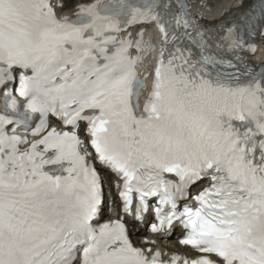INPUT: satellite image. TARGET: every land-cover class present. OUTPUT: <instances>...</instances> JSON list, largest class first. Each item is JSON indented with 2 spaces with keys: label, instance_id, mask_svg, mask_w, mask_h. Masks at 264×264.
Here are the masks:
<instances>
[{
  "label": "snow or ice",
  "instance_id": "1",
  "mask_svg": "<svg viewBox=\"0 0 264 264\" xmlns=\"http://www.w3.org/2000/svg\"><path fill=\"white\" fill-rule=\"evenodd\" d=\"M65 6L0 0V264H264V63L247 58L264 38V0L213 24L188 0ZM151 25L161 47L141 106ZM49 114L71 130L50 128ZM93 161L118 178L125 216L154 212V234L178 222L200 255L164 261L134 244L124 216L102 220Z\"/></svg>",
  "mask_w": 264,
  "mask_h": 264
},
{
  "label": "bare ground",
  "instance_id": "2",
  "mask_svg": "<svg viewBox=\"0 0 264 264\" xmlns=\"http://www.w3.org/2000/svg\"><path fill=\"white\" fill-rule=\"evenodd\" d=\"M242 1H245L247 3L249 0H237L236 1V4H238L239 2H242ZM232 7H233V5H226V3H224V4H218L217 7H216L218 10H216L212 14L207 15L208 16L207 18L208 19H211V20L212 19H214V20L215 19H221L223 15H226L228 13H231L230 10H231ZM62 11H64V10L62 9ZM73 11L74 10H72L71 13ZM167 246H168V244H167ZM175 248L180 249L179 246H178V244H176L175 242H173V245H170V247H168V249H171V250H173Z\"/></svg>",
  "mask_w": 264,
  "mask_h": 264
}]
</instances>
